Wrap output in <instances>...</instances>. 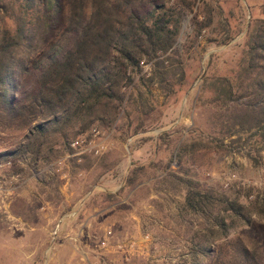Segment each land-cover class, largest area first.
<instances>
[{
	"label": "rangeland",
	"instance_id": "rangeland-1",
	"mask_svg": "<svg viewBox=\"0 0 264 264\" xmlns=\"http://www.w3.org/2000/svg\"><path fill=\"white\" fill-rule=\"evenodd\" d=\"M186 1L176 37L184 81L175 94L163 97L142 66L111 124L68 131V146L58 140L48 162L0 161V264H264L262 132L227 135L218 113L248 99L237 90L220 105L211 89L215 78L234 80L263 0ZM204 9L211 23L193 43ZM23 135L0 126V153ZM188 182L244 206L249 225L226 214L227 231L219 232L206 214L185 210ZM201 244L213 250L210 259Z\"/></svg>",
	"mask_w": 264,
	"mask_h": 264
},
{
	"label": "trees",
	"instance_id": "trees-1",
	"mask_svg": "<svg viewBox=\"0 0 264 264\" xmlns=\"http://www.w3.org/2000/svg\"><path fill=\"white\" fill-rule=\"evenodd\" d=\"M188 10L186 0H0V126L24 131L0 161L28 155L33 163L48 162L58 140L68 146V131L74 136L111 124L142 66L163 97L175 94L184 81L176 37ZM261 15L249 23L234 80L211 82L220 105L237 90L248 99L227 115L218 113L227 135L255 129L264 139V0ZM203 20L193 23V43L210 25V10H203ZM25 79H31L28 89ZM191 186L185 210L206 214L219 232L227 231L226 214L249 225L244 206ZM236 251L248 257L245 245ZM199 254L210 259L213 250L201 244Z\"/></svg>",
	"mask_w": 264,
	"mask_h": 264
},
{
	"label": "built area",
	"instance_id": "built-area-1",
	"mask_svg": "<svg viewBox=\"0 0 264 264\" xmlns=\"http://www.w3.org/2000/svg\"><path fill=\"white\" fill-rule=\"evenodd\" d=\"M78 145V142H77V140H75V141H73L71 144H70V146L71 147H75V146H77Z\"/></svg>",
	"mask_w": 264,
	"mask_h": 264
}]
</instances>
